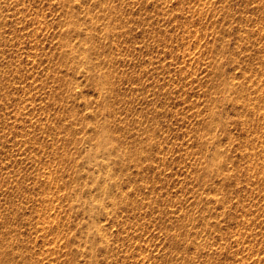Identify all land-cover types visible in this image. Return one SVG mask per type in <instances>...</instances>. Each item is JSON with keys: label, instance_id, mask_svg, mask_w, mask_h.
I'll use <instances>...</instances> for the list:
<instances>
[{"label": "rangeland", "instance_id": "374dc122", "mask_svg": "<svg viewBox=\"0 0 264 264\" xmlns=\"http://www.w3.org/2000/svg\"><path fill=\"white\" fill-rule=\"evenodd\" d=\"M0 264H264V0H0Z\"/></svg>", "mask_w": 264, "mask_h": 264}]
</instances>
